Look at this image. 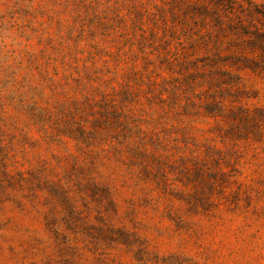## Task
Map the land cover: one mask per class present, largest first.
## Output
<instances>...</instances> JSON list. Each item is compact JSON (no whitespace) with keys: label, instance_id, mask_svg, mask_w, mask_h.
<instances>
[{"label":"rangeland","instance_id":"rangeland-1","mask_svg":"<svg viewBox=\"0 0 264 264\" xmlns=\"http://www.w3.org/2000/svg\"><path fill=\"white\" fill-rule=\"evenodd\" d=\"M60 8L90 18L74 76L102 58L123 113L56 88L0 0V264H264V0Z\"/></svg>","mask_w":264,"mask_h":264},{"label":"trees","instance_id":"trees-1","mask_svg":"<svg viewBox=\"0 0 264 264\" xmlns=\"http://www.w3.org/2000/svg\"><path fill=\"white\" fill-rule=\"evenodd\" d=\"M25 1L28 4V10L25 12L26 15H23L24 18L22 24L19 25L21 33H26V30H28L31 34H34L38 37V43L45 46V49L40 50V53L41 51H47L54 48L58 49V54L56 56L47 57V67H45V72L47 73H49L48 69L50 67L54 69L55 72H51L52 79L58 81L59 83L65 82L64 84H56L54 86H56V88H60L65 95H68L69 92H71L75 97L72 101L81 99L79 94H77L75 91L73 92L70 81L74 79L77 81V92L82 94L84 98H88V100L89 98L97 99L99 101L104 98L105 103L109 108V113H111L114 109L116 112L122 114V105L116 104V100L113 99L109 93L111 91L116 93V86L109 83V81H103V76L100 74L102 69L97 66V62L102 60V58L97 59V57L94 56L92 52L88 65L84 66V72L78 73V76L76 77L74 76L75 72H73V70L78 67L77 64L80 62V58L75 56L74 51L77 52L76 54H85V52H87L86 49L89 46V42L86 41V23L90 20V18H88V16L83 17V15L76 17L74 13L63 16L64 11L60 7H63L65 10L69 8L74 9L76 0H65V2L61 0H49V4L44 10H42L43 13H40V4H38L37 8V1L35 3V0ZM106 8L109 10V12H112L114 17L117 15L119 16V13L116 14L117 4L115 6L108 7L98 2V4L93 5L91 9L93 11V18H95L99 24L100 22H104L103 17L106 14L103 12V10L106 11ZM119 8L121 9L120 6ZM10 12H13V15L17 13L14 11V8ZM82 18L84 22L82 25L83 27L80 26L79 31L76 32V21L79 19L82 20ZM15 20L17 22V16H15ZM107 22H109V19ZM105 25L107 24L105 23ZM54 35H58V38L55 39ZM91 41L93 48L100 49L99 44H101L103 41L100 40L98 36H94V39ZM216 57L222 60L219 55ZM226 61L227 62L225 63L229 64L225 65H230L231 67L235 65L232 57ZM246 67L248 66H242L243 69ZM217 68L219 71L225 72V67L217 66ZM105 83L110 85L112 88L107 87ZM96 103L98 102L93 104ZM37 107L38 102H35V104L30 106L31 115L38 112ZM102 119L105 118H101V120ZM74 123L76 126L78 125L76 122ZM66 128L69 131L71 130L69 125ZM84 130L85 129H83V131Z\"/></svg>","mask_w":264,"mask_h":264}]
</instances>
